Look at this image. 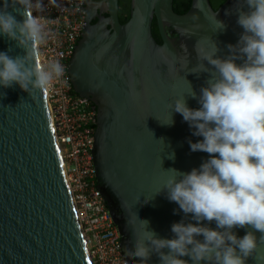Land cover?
<instances>
[{"label": "water", "instance_id": "1", "mask_svg": "<svg viewBox=\"0 0 264 264\" xmlns=\"http://www.w3.org/2000/svg\"><path fill=\"white\" fill-rule=\"evenodd\" d=\"M237 7L248 11L238 0H224L217 8L210 0H190L185 11L176 9L173 0H129V16L121 22L118 0L80 4L85 24L67 73L74 91L96 108L91 149L97 189L117 225L127 264H139L126 255L133 246L132 226L142 228L138 219L147 220L148 229L162 238H172L174 222L190 220L169 201L166 189L156 192L167 178L165 170L190 172L209 157L190 150L189 141L202 137L193 135L171 106L185 95L189 108L200 107L197 98L209 74L191 72L200 62L195 44L199 40L200 47L209 49L213 41L216 55L227 57V45H235L244 31L237 23ZM215 19L225 28L216 29ZM153 20L160 42L152 31ZM0 51L24 55L4 36ZM187 81L197 98L187 95ZM0 93H6L0 95V264H91L44 91L30 96L13 84L0 86ZM170 115L174 123L163 124ZM172 153L174 159H169ZM248 230L233 229L238 237ZM255 235L258 247L246 264H264V258H256L264 257L261 233ZM149 264H159L158 256L153 254Z\"/></svg>", "mask_w": 264, "mask_h": 264}, {"label": "clouds", "instance_id": "2", "mask_svg": "<svg viewBox=\"0 0 264 264\" xmlns=\"http://www.w3.org/2000/svg\"><path fill=\"white\" fill-rule=\"evenodd\" d=\"M48 4L60 7L58 0H48ZM238 4L248 8L236 9L237 23L244 31L235 45H227V57L216 55L219 49L213 41L209 49L200 47L199 40L195 44L200 62L191 72L209 76L198 98L187 81V95L197 98L200 107L189 108L185 95L171 106L188 122L192 134L202 137L189 141L190 150L205 152L209 158L190 172L165 170L167 178L156 193L166 189L169 201L190 220L174 222L172 238H162L148 229L147 220L138 219L142 228L132 226L133 246L126 249V255L139 264H149L153 254L159 264H246L258 247L256 231L264 243V0H238ZM45 7L44 0H0V36L24 50V55L17 56L0 51V86L18 84L31 96L34 91L49 90L64 76L59 60L35 59L50 30L33 12H43ZM215 25L225 28L216 19ZM238 59L243 62L236 63ZM173 123L170 115L163 124ZM168 158L174 159V153ZM212 223L215 228L208 226ZM235 228L250 230L238 237Z\"/></svg>", "mask_w": 264, "mask_h": 264}, {"label": "built area", "instance_id": "3", "mask_svg": "<svg viewBox=\"0 0 264 264\" xmlns=\"http://www.w3.org/2000/svg\"><path fill=\"white\" fill-rule=\"evenodd\" d=\"M83 0H44L43 12H33L47 22L50 35L36 52L38 61L59 60L65 74L44 91L54 138L91 264H127L120 233L112 219L97 180L92 155L96 108L72 87L68 60L85 24ZM81 31V32H79Z\"/></svg>", "mask_w": 264, "mask_h": 264}, {"label": "trees", "instance_id": "4", "mask_svg": "<svg viewBox=\"0 0 264 264\" xmlns=\"http://www.w3.org/2000/svg\"><path fill=\"white\" fill-rule=\"evenodd\" d=\"M223 1L224 0H210L213 8H217ZM189 4H190V0H173V6L176 9H178L179 11H185L189 7ZM128 16H129L128 12L126 15L119 12V20L121 22L126 20L128 18ZM152 31H153V34H154L155 38L157 39V41L160 42L161 40H160L158 31H157V27H156L154 20L152 21Z\"/></svg>", "mask_w": 264, "mask_h": 264}, {"label": "flooded vegetation", "instance_id": "5", "mask_svg": "<svg viewBox=\"0 0 264 264\" xmlns=\"http://www.w3.org/2000/svg\"><path fill=\"white\" fill-rule=\"evenodd\" d=\"M119 12L125 15L129 13V0H118V16Z\"/></svg>", "mask_w": 264, "mask_h": 264}]
</instances>
